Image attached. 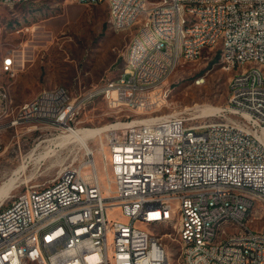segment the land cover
Returning a JSON list of instances; mask_svg holds the SVG:
<instances>
[{"label": "built area", "instance_id": "1", "mask_svg": "<svg viewBox=\"0 0 264 264\" xmlns=\"http://www.w3.org/2000/svg\"><path fill=\"white\" fill-rule=\"evenodd\" d=\"M73 1L105 4L109 16L110 9H124L116 31L132 30L144 16L158 14L151 29L133 34L130 50L166 24H175V33L114 89L105 82L73 94L57 85L14 106L0 84V130L8 119H16L15 128L45 122L67 137L81 128L76 122L82 111L98 98L135 113L89 134L95 147L78 152L49 184L31 186L0 205V264H80V248H69L77 234L88 241V264H173V251L177 264H264V227L257 229L250 218L264 203V81L255 72L236 74L243 58L264 60V0H176L180 16H171L167 0L161 12H152L149 0ZM181 20H191V29H180ZM218 35H225L222 47H215ZM206 52L210 60L219 56L220 64L221 55H228V65L221 66L230 72L229 83H241V93L228 96L217 119L198 123L184 112L153 114L168 100L166 91L132 99L130 86L169 82L184 60L202 59ZM128 58L129 52L126 64ZM4 65L8 75H16L9 52ZM242 85H249V92H242ZM224 216H231V223H224ZM163 217L177 220V228L163 226ZM58 219H69L70 235L55 233ZM81 226H89V233H81ZM47 236H54L55 244L42 249Z\"/></svg>", "mask_w": 264, "mask_h": 264}, {"label": "rangeland", "instance_id": "2", "mask_svg": "<svg viewBox=\"0 0 264 264\" xmlns=\"http://www.w3.org/2000/svg\"><path fill=\"white\" fill-rule=\"evenodd\" d=\"M158 1L149 0L150 5ZM115 29L111 24V12L109 16L105 4L81 5L73 0H28L13 5L0 2V84L10 92L14 106L31 100L44 88L63 85L73 94H78L105 82L108 84L124 72L130 43L136 33L135 28ZM8 52L16 59L15 76L2 69L3 58ZM207 55L206 52L202 59L181 65L169 82L137 88L149 91L160 86L161 91H166L168 100L153 114L184 112L198 123L217 119L219 110L208 115L203 109L209 105H226L230 72L223 69L218 60L210 64ZM197 79L200 83L196 82ZM133 89V94H136V88ZM134 115L131 110L112 108L98 98L82 111L76 125L107 130L114 123ZM58 136L57 130L45 122H32L17 128L1 126L0 183L5 175L21 164V158L37 143ZM75 145L55 147L59 150L58 155L29 163L19 178L20 188L12 196L0 194V205H8L15 194L31 186L49 184L74 161L80 147ZM95 145V141L89 143L90 147ZM78 152L83 155L85 151L81 149ZM96 161L104 183L106 175L99 153ZM250 218L254 219L252 224L257 229L264 227V203L254 207ZM172 255L171 262L177 264L178 253L173 251Z\"/></svg>", "mask_w": 264, "mask_h": 264}, {"label": "bare ground", "instance_id": "3", "mask_svg": "<svg viewBox=\"0 0 264 264\" xmlns=\"http://www.w3.org/2000/svg\"><path fill=\"white\" fill-rule=\"evenodd\" d=\"M14 3H22V0H14ZM166 0H160L155 4L150 5V10L152 12H161L165 9ZM168 12H171V16H180V2L176 0H167ZM111 12V24L116 28V18L124 16V9H110ZM158 22V14L149 13V15L144 16L140 23H133L132 29H136V33H144L153 27V23ZM180 29H191V20H181ZM175 24H166L164 27L155 30V36H148L140 39V43L135 45V48L129 51L128 64L125 66L124 72L116 79L111 80L107 84V89H114L116 86V81H121L122 77L126 74L131 73V67H136L137 64L141 63V58L145 55L151 54L153 47H159L161 41L167 37L174 35ZM225 43V35H218L215 39V47H222ZM200 58H190L184 60V64L187 62H192ZM7 60V55L3 58L2 69L7 72L6 65L4 63ZM25 61V60H24ZM23 61V62H24ZM221 64L228 65V55H221ZM249 65V66H246ZM253 75V73L260 74L261 80L264 81V60L261 58H243V63H238L236 67V74ZM166 82V81H161ZM159 83V82H158ZM153 82H140L130 86V93L132 94L133 100H143V94H147L149 98H156L161 95V87L156 86L152 90L142 91L138 90L139 87H145L153 85ZM135 89L136 94L134 95L132 90ZM242 92H249V85H242ZM241 93V83H230L229 96H234ZM220 109L219 106H206L203 112H208V115H212ZM113 126V125H112ZM111 126V127H112ZM16 127V119H8V126H2V128ZM34 127V126H33ZM110 127V128H111ZM108 128V129H110ZM106 128L98 129H76L67 137L58 136L53 138H47L40 143H37L29 153H26L21 158V164L13 169L8 175H5L3 181L0 183V194L5 193L8 196H12L13 192L20 188L21 183L19 178L22 172H25L27 166L31 162H38L40 159H45L47 157H54L58 155L59 150L55 147H64L65 145H80L77 149L78 151L84 149L85 152H89L91 147L89 146L88 137L89 134H98L101 130ZM107 129V130H108ZM104 132V131H103ZM75 145V146H76ZM43 148V151L38 152L39 149ZM76 151L75 154L78 153ZM22 156V155H21ZM12 168V167H10ZM4 175V174H2ZM224 223H231V216H224ZM163 226H168V229L177 228V220L173 217H163ZM63 235H70L69 219H58L55 224V233H62ZM81 233H89V226H81ZM55 244L54 236H47L42 239V249H50L52 245ZM69 248L71 251H79L80 248V264L89 263V248L88 241H84V234H77L72 237L69 241Z\"/></svg>", "mask_w": 264, "mask_h": 264}, {"label": "trees", "instance_id": "4", "mask_svg": "<svg viewBox=\"0 0 264 264\" xmlns=\"http://www.w3.org/2000/svg\"><path fill=\"white\" fill-rule=\"evenodd\" d=\"M218 58L219 56H216L213 60L210 61V64H213L214 62H216Z\"/></svg>", "mask_w": 264, "mask_h": 264}]
</instances>
